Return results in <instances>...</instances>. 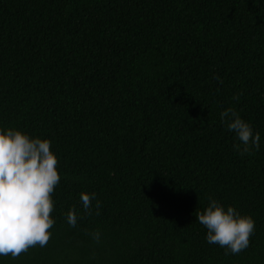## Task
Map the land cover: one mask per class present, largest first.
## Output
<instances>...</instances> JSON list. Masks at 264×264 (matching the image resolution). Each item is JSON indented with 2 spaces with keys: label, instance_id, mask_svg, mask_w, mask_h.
I'll return each instance as SVG.
<instances>
[{
  "label": "trees",
  "instance_id": "16d2710c",
  "mask_svg": "<svg viewBox=\"0 0 264 264\" xmlns=\"http://www.w3.org/2000/svg\"><path fill=\"white\" fill-rule=\"evenodd\" d=\"M5 128L49 139L60 182L47 246L0 264H264V0H0ZM210 196L255 221L238 255L196 220Z\"/></svg>",
  "mask_w": 264,
  "mask_h": 264
},
{
  "label": "clouds",
  "instance_id": "9594fccd",
  "mask_svg": "<svg viewBox=\"0 0 264 264\" xmlns=\"http://www.w3.org/2000/svg\"><path fill=\"white\" fill-rule=\"evenodd\" d=\"M222 83L219 76L214 77ZM240 94H236L238 100ZM220 121L227 131L234 133L233 149L240 155H251L260 148V133L241 118L234 107L224 108ZM59 161L51 151L47 138L31 137L16 128L0 130V256L12 259L26 254L31 248L46 247L51 239L50 229L55 221L52 195L60 182L57 170ZM84 214L100 215V202L96 194H80ZM196 220L206 229V241L225 249V255H238L250 244L255 221L241 214L233 206L208 198L203 210H195ZM74 208L65 214L69 226L75 227L78 219ZM100 242L101 233H89Z\"/></svg>",
  "mask_w": 264,
  "mask_h": 264
}]
</instances>
